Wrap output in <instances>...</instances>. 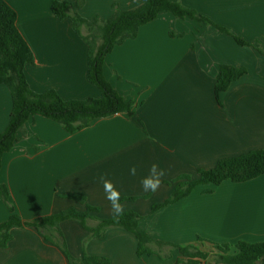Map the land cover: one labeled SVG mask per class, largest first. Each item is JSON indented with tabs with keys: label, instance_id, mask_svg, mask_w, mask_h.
I'll use <instances>...</instances> for the list:
<instances>
[{
	"label": "crops",
	"instance_id": "0c3cea01",
	"mask_svg": "<svg viewBox=\"0 0 264 264\" xmlns=\"http://www.w3.org/2000/svg\"><path fill=\"white\" fill-rule=\"evenodd\" d=\"M17 13V26L35 63L25 74L30 88L55 90L64 100L100 98L87 77L88 47L72 28L59 20L54 1L4 0ZM194 10L214 25L171 13L143 26L136 39L115 47L105 60L104 74L135 115L117 114L95 120L89 128L68 134L57 122L32 117L27 136L18 133L15 147L3 155L0 183L10 191L15 212L26 222L59 212L84 211L81 203L62 198L77 194L99 208L98 217L113 218L100 177L121 193L125 212L144 217L140 226L151 237L178 245L198 237L221 244L264 242V175L245 183L225 181L218 187L197 186L191 195L152 214L166 201L174 181L197 178V170L214 168L221 160L264 150V0H171ZM144 0H86L79 14L87 19L110 18ZM216 26L227 29L220 32ZM170 31L183 37H171ZM237 36L251 44L240 45ZM245 68L247 73L216 95L220 67ZM12 112L9 89L0 85V135ZM157 164L164 170L161 187L145 193L141 179ZM136 166V175L129 169ZM212 189V193H206ZM136 201L124 198L144 197ZM10 211L0 200V225ZM61 229L70 254L103 256L111 264H177L173 258L139 257L138 240L122 228L104 239H88L77 221ZM13 240L0 250V264H68L61 249L34 228H16Z\"/></svg>",
	"mask_w": 264,
	"mask_h": 264
},
{
	"label": "trees",
	"instance_id": "16d2710c",
	"mask_svg": "<svg viewBox=\"0 0 264 264\" xmlns=\"http://www.w3.org/2000/svg\"><path fill=\"white\" fill-rule=\"evenodd\" d=\"M86 0L54 1L52 12L59 19H70L73 31L80 36L88 47L89 82L101 92L100 98L84 100H64L55 90L43 93L33 91L27 81L25 68L35 63L34 55L21 35L17 26V13L4 0H0V85H5L11 94L12 112L9 124L0 135V170L2 157L10 152L17 142L18 133L27 136L26 124L35 116L51 119L62 126L68 134H74L89 128L95 120L108 118L117 114L135 115L134 101H127L110 84L104 74L105 60L112 50L128 40L136 39L140 29L167 13L180 19L189 18L206 25H214L194 10L171 0H144L143 4L132 10L122 11L114 6L116 12L110 18L87 20L79 11ZM215 26V25H214ZM220 32L230 34L222 27ZM171 37H183L170 31ZM240 45L251 44L234 36ZM261 53L263 50L258 49ZM245 68H234L227 65L220 67L217 78L216 95L227 91L232 83L246 75ZM197 178L183 175L177 178L171 196L164 202L152 207V214L173 205L191 195L197 186L218 187L225 181L245 183L264 175V150L252 151L239 157L221 160L214 168L200 169ZM208 189L206 193H212ZM62 198L77 201L85 206L84 211L74 208L57 214L39 218L34 222L24 221L16 212L11 201L8 187L0 183V200L10 211L7 222L0 225V250L7 248L13 240L12 231L16 228H34L46 241L62 250L68 264H111L103 256H91L86 252L82 258L73 257L67 246L61 224L64 221H77L89 233L88 239H104L113 228H122L132 233L138 240L139 257L158 256L163 260L173 258L172 251L177 250L180 257L177 264H264V242L221 244L198 237L197 243L178 246L170 242L154 239L140 226L144 217L134 211L125 212L118 221L113 218L103 219L97 216L99 208L87 204L86 198L77 195H64ZM144 197L124 198V201H136Z\"/></svg>",
	"mask_w": 264,
	"mask_h": 264
},
{
	"label": "clouds",
	"instance_id": "9594fccd",
	"mask_svg": "<svg viewBox=\"0 0 264 264\" xmlns=\"http://www.w3.org/2000/svg\"><path fill=\"white\" fill-rule=\"evenodd\" d=\"M136 166L129 169V174L135 176ZM166 175L164 170L159 169L157 164H152L149 168V175L141 179V187L145 193H155L162 185L163 177ZM105 198L109 201L113 219L118 221L125 213V204L121 202V193L114 183L104 176L100 177Z\"/></svg>",
	"mask_w": 264,
	"mask_h": 264
},
{
	"label": "rangeland",
	"instance_id": "374dc122",
	"mask_svg": "<svg viewBox=\"0 0 264 264\" xmlns=\"http://www.w3.org/2000/svg\"><path fill=\"white\" fill-rule=\"evenodd\" d=\"M170 243H172V244H174V245H178V244H175L174 242H170ZM178 246H183V245H178Z\"/></svg>",
	"mask_w": 264,
	"mask_h": 264
}]
</instances>
